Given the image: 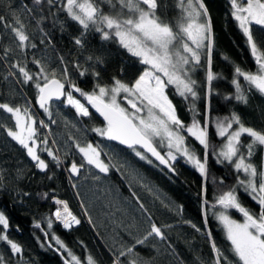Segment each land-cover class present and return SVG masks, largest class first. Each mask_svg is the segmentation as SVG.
<instances>
[{"label":"snow or ice","instance_id":"obj_1","mask_svg":"<svg viewBox=\"0 0 264 264\" xmlns=\"http://www.w3.org/2000/svg\"><path fill=\"white\" fill-rule=\"evenodd\" d=\"M228 2L231 18L245 38L255 67L244 69L233 64L230 76L225 77L214 69L215 34L205 0H175L178 15L174 19L168 18V5L164 0H27L19 6L13 5L11 0H0V63L5 69L2 80L13 83L7 93L11 99H0V112L12 121V126L0 121V129L23 150L34 169L52 180L53 166H64L69 156L65 151L62 159L58 141L49 139L51 126L58 123L52 111L53 102L60 101L70 107L79 119H91L90 109L94 110L102 120L85 131L124 146L140 161L163 166L172 175L178 174L175 165L179 158L199 173L203 228L191 220H183V223L204 238L210 251L207 259L197 254L193 264H264V128L249 126L234 110L215 119L212 116L214 96H221L226 104L243 105L249 103V93L253 90L264 97V0ZM105 6L112 11H104ZM61 15L64 19H60ZM49 20L53 27L59 23L62 31L71 24L78 27V35L72 37L76 48L83 49L88 35L95 33L101 42L116 43L141 67L130 77L124 67H118L105 80L102 72H108V61L102 53L87 57L88 68L72 62L80 77L93 78L91 90L85 91L72 80L63 56L59 57L63 67L58 70L33 52L38 48L36 37L40 44H52V34L44 28ZM30 25L33 31L29 30ZM257 30L261 33L259 37ZM222 59L232 63L226 55ZM29 65H34L35 70ZM200 73L203 75L198 79ZM218 81H226L231 91L220 93L215 86ZM16 85L20 86L19 90ZM25 87L34 89V103L26 96H22L23 104L15 102ZM4 95L0 93V97ZM173 97L179 99L191 115L189 123L181 119ZM34 107L42 110L47 122L37 118ZM68 123L65 121V126ZM213 135L220 141L218 148L212 147ZM189 137L202 147V155L187 143ZM68 139L80 156L79 161L67 160L64 170L70 182L81 177L85 170L95 169L96 173L108 176L125 167L123 163H113V157L99 142H81L72 136ZM212 157L215 164L229 166L234 174L235 182L226 189L224 177L210 176ZM6 171L0 167V193L7 192L14 201L21 202L22 198L31 197L29 191L7 189ZM96 173H92V178L99 181L101 176ZM12 176L16 181L30 178L21 167H16ZM209 181L221 189L212 201L207 199ZM71 186L75 189L77 183L72 182ZM37 195L51 199L55 205V210L43 221L33 222V227L43 232V242L37 237L41 247L46 244L54 248L63 264H105L83 241L79 242L85 250L81 258L59 236L42 227V223H46L51 230L55 221L70 231L80 226L82 220L72 212L68 201L55 195L50 197L48 192ZM242 195L256 207L246 206ZM132 196L147 213L135 192ZM164 207L172 211L169 204ZM81 208L87 223L95 227L88 208L83 203ZM209 212L221 227L223 246L208 228ZM233 213L241 218H235ZM182 214L183 206H177L176 215ZM146 223L148 227L143 231L135 224L126 226L119 239L108 248L107 264H154V256L144 257L138 249L149 247L152 240L169 241L165 229L173 226L158 225L150 215ZM10 228L9 217L0 210V242L7 248V255L0 252V264H11L13 258L23 259L24 247L10 238ZM16 230H20L19 225ZM167 247L178 264H186L171 242Z\"/></svg>","mask_w":264,"mask_h":264},{"label":"trees","instance_id":"obj_2","mask_svg":"<svg viewBox=\"0 0 264 264\" xmlns=\"http://www.w3.org/2000/svg\"><path fill=\"white\" fill-rule=\"evenodd\" d=\"M13 5L19 6L21 3L27 2V0H11ZM164 3L168 5L167 16L169 19H174L178 15V11L175 8V0H164ZM205 3L209 9L212 21L213 30L215 34V51L213 57L215 71L222 73L225 77H229L233 64H238L244 69H254V60L250 55V52L245 43L241 31L238 29L237 23L231 18L230 6L228 0H205ZM104 11H112L109 7L105 6ZM6 14V13H5ZM60 19H64L61 15ZM71 23V22H69ZM45 31L52 34V44H40L39 37H36V43L38 48L33 52L38 56H43L49 62L52 67H56L58 70L63 67L61 65L59 57L63 56L64 60L68 62L67 67L71 74L72 80L77 83L85 91L91 90L93 78L91 76L80 77L77 73L76 68L72 62H79L83 68L89 67V61L87 57L89 55L103 54L107 59L106 65L108 72L103 73L104 79L114 72L118 67H124L126 69L127 76H132L139 67V64L133 58H130L119 46L114 42H101L99 37L95 33H90L87 37V43L83 49L76 48L72 43V37L78 35V27L75 24L67 27L66 30H61L59 23L53 27L51 20L45 23ZM30 31H33V26L30 25ZM2 31V29H0ZM256 35L259 37L261 33L257 30ZM228 56L232 63L225 62L222 56ZM35 70L34 65H29ZM90 70V69H89ZM99 70V69H98ZM5 73L2 63H0V86L4 83L2 75ZM203 73H200L197 78H201ZM216 88L220 93L231 91L230 85L226 81L216 82ZM16 89L19 90L20 86L16 85ZM2 93V92H1ZM35 91L31 87L23 88L21 96H17L15 102L23 104L25 100L22 96H26L28 101L34 103ZM80 98V97H79ZM0 99H11L7 94L0 97ZM174 103L177 104L179 115L182 120L189 123L191 115L186 110L185 106L180 102L179 99L173 97ZM82 102L83 99L81 98ZM62 105V103H60ZM201 109L203 105L200 106ZM212 116L215 119L217 116L226 115L230 110L238 112L244 119L245 123L255 128H264V97L260 96L254 90L249 93V103L247 105L238 104L233 102L232 104H226L221 96H214L212 99ZM40 117H44L42 110L35 107ZM92 112L93 110L90 109ZM74 119L78 120L79 125L84 129L90 128L94 125H99L100 120L93 115L94 124H90L86 118L79 119L75 116L74 110L69 109ZM94 114V113H93ZM0 121L12 125V121L7 118L5 114L0 112ZM87 140L96 143L100 139L94 133L86 131ZM68 135L64 134V140L68 142L67 149L71 153L70 157L65 160L64 168L66 167L67 160L75 159L80 160V156L75 152V149L71 147L72 141L68 139ZM106 141V140H105ZM120 154V158L125 161L129 166L133 167L143 179L157 192L160 193L163 200L155 198L152 194L145 191L139 195V200L145 205L147 213L143 212L139 205L136 203V199L132 196V190L128 185L126 179L116 171H112L106 178L111 184H114L120 194L127 199L134 206L138 207L143 214L144 221L146 223L147 216H151L152 220L158 225H172V228H166L165 232L170 238L169 241L152 240L149 247H140L138 251L144 257L154 256V264H178L169 253L171 249H168L167 244L171 242L175 248V251L181 254V259L186 261V264H193L194 257L198 254L204 259L208 258L209 247L205 242L204 238L194 232L187 224L183 223V220H191L197 225L203 228V216H202V205H201V186L202 180L199 173L183 158H179L175 167L177 169V175L168 173L167 170L161 166L149 165L144 161H140L134 157L129 150L123 149L115 144L106 141ZM212 147L218 148L220 141L214 135L211 136ZM187 143L190 146L195 147L196 152L202 155V147L194 141L193 138L189 137ZM43 155V154H42ZM64 159V156H61ZM46 159L47 158L45 156ZM256 159H259L257 155ZM0 167L7 169L4 173L6 177L7 189H14L15 191L25 190L32 193L29 198H22L15 200L13 196L7 192L0 193V210L5 211L9 217L11 228L9 229L10 238L17 241L24 247L23 259L17 261L13 258L11 264H63L61 256L54 250L50 249L45 244L41 247V243L37 241L39 237L40 241H44L43 232L33 227L34 220L43 221L45 217L49 216L52 211L55 210V205L51 199H42L37 193L48 192L49 196L52 195L61 197L59 190V182L56 176L52 180L46 179L43 173L32 167V162L26 157L23 150L19 148L13 141L10 140L0 129ZM16 167H21L28 173L29 179L23 181H16L13 179L12 173ZM54 168V166H53ZM52 168V171H53ZM30 170V171H29ZM210 176L219 179L224 177L225 189L231 186L234 181V174L231 168L227 165H217L214 163V157L210 158L209 163ZM93 169L91 171L85 170L81 177L75 178L74 181L78 185H82L80 195L83 201L89 206L92 201L89 196L96 192H91L88 183L94 182L92 178ZM87 177V178H85ZM86 185V186H85ZM54 190V191H53ZM221 189L215 183L209 181L207 183V199L212 201L215 194ZM87 195V196H86ZM88 197V200H87ZM90 199V200H89ZM95 199V198H94ZM243 203L248 207H256L246 196H241ZM87 201H90L87 204ZM164 202H168L176 209L177 206H183L182 216L176 215V211H169L168 208L164 207ZM99 210L94 212V215L99 216ZM235 218L240 219L241 217L233 213ZM147 224V223H146ZM19 225L20 230H16V226ZM148 225V224H147ZM146 225V227H147ZM42 227L59 236L65 244L72 249L75 254L81 258L85 255L84 248L81 247L80 241L83 238L71 234L58 233L56 231V222L53 223V228L48 230L46 223H42ZM208 228L212 231L213 236L217 242L223 246L224 239L223 233L218 222L212 217L209 212V224ZM102 240L107 248L111 245L107 241L106 236L102 233ZM84 242V241H83ZM191 248L189 247V243ZM54 247L55 242L52 241ZM151 245H155L152 248ZM0 252L7 255V248L2 242H0Z\"/></svg>","mask_w":264,"mask_h":264},{"label":"rangeland","instance_id":"obj_3","mask_svg":"<svg viewBox=\"0 0 264 264\" xmlns=\"http://www.w3.org/2000/svg\"><path fill=\"white\" fill-rule=\"evenodd\" d=\"M5 42H7V39L5 40ZM12 87L13 83L4 81V83L0 86V93L2 92L4 94H7L9 89ZM69 109L71 108L64 106V104H52L54 118L58 123L51 126L52 135L49 136V139H56L58 141L57 146L61 149V156H64L63 154L65 151L69 152V150L67 149L68 142L64 140L65 133L68 136H72L80 140L81 142H85L87 140L85 129L81 125H79L78 120L74 119L72 114L69 112ZM33 112L36 113L38 119H44V117H40L35 107L33 108ZM86 119L89 120V123L91 125L94 124L93 116L91 119ZM65 121H69L70 123L65 126ZM73 124H75V127L72 126ZM41 131L45 132L46 130L42 129ZM98 140L99 141L97 142L101 144V147L104 148L106 152H108L110 157H113V163L125 164V167L122 168L119 173L126 179L132 192H135L137 197L147 191L155 196V198L161 201L163 200L160 193L152 188L143 179L142 175H140L133 167L129 166L123 159L120 158L119 152H117L105 140H101V138ZM70 156L71 153L69 152L68 157ZM105 159H107V157H105ZM93 170V173H96V170ZM53 172L55 173V176L57 177L59 182V190L61 193L60 199H66V201H68L69 203V207L74 212L78 214L80 213L79 216L85 222L83 228L74 231L72 234L77 236L78 238H83L84 244L87 246V249L90 250L94 255L99 256L100 259L105 261V264H107L108 260V248L105 246L102 240V233L106 236L107 241L112 246L116 242V240L119 239L120 234L126 229L127 225L135 224L141 231L148 227V225L144 221L142 211L138 207L130 203L127 199H125L114 184L106 181V178L103 177V174L96 173L101 176V179L99 181L94 180V182L88 183L91 192L95 191L96 194L93 193L91 196H89L90 198H92V201H87V204L90 202L89 206H87L83 201L82 196L80 195V189L82 185L77 184V188L74 189L71 185L72 182L75 181H69V174L64 170L63 166L60 168L54 167ZM77 193H79V196H77ZM81 203H83L91 213V216L95 223V227L89 225L87 223V220L84 218ZM164 204L169 203L164 202ZM169 206L172 208V210L176 211V209H173L172 205L169 204ZM97 210H99V216L94 215V212ZM56 231L61 234V231L59 230L57 224ZM133 231H135V229H133Z\"/></svg>","mask_w":264,"mask_h":264},{"label":"built area","instance_id":"obj_4","mask_svg":"<svg viewBox=\"0 0 264 264\" xmlns=\"http://www.w3.org/2000/svg\"><path fill=\"white\" fill-rule=\"evenodd\" d=\"M63 200H66V199H63ZM70 209H71V208H70ZM71 210H72V209H71ZM72 212H73L74 214H76L79 218H81V217L79 216L80 213L78 214V213L74 212L73 210H72ZM81 220H82L81 225H80V226H76V227H74V228H73L72 230H70V231L64 229V228L62 227V225H60L58 222H56V224H57L59 230L61 231V233L70 235V234H72L74 231H77V230H80L81 228H83L85 222H84V220H83L82 218H81Z\"/></svg>","mask_w":264,"mask_h":264},{"label":"water","instance_id":"obj_5","mask_svg":"<svg viewBox=\"0 0 264 264\" xmlns=\"http://www.w3.org/2000/svg\"><path fill=\"white\" fill-rule=\"evenodd\" d=\"M53 103H61L60 101H55V102H53ZM93 113H94V115L101 121L102 120V118H100L99 116H98V114H96L95 112H94V110H93ZM110 143H112V144H115V145H117V146H119V147H121V148H123V149H126L124 146H121V145H119V144H117L116 142H111V141H109ZM127 150V149H126ZM156 164H158V162H156ZM162 168H163V166H161ZM166 170V169H165Z\"/></svg>","mask_w":264,"mask_h":264}]
</instances>
